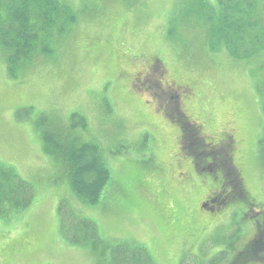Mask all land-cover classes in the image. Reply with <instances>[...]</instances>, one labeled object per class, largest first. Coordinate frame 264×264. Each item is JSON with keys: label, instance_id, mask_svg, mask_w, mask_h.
<instances>
[{"label": "rangeland", "instance_id": "rangeland-1", "mask_svg": "<svg viewBox=\"0 0 264 264\" xmlns=\"http://www.w3.org/2000/svg\"><path fill=\"white\" fill-rule=\"evenodd\" d=\"M60 1L75 19L14 76L0 49V165L34 189L30 207L0 216V264L101 261L61 239V200L111 246L144 248L155 264H264L239 254L264 218V0L256 11L245 1L257 25L220 53L207 45L219 0ZM185 132L200 148L231 146L234 174L185 157ZM43 133L57 137L51 155ZM87 144L110 169L95 206L70 191L63 154Z\"/></svg>", "mask_w": 264, "mask_h": 264}, {"label": "trees", "instance_id": "trees-1", "mask_svg": "<svg viewBox=\"0 0 264 264\" xmlns=\"http://www.w3.org/2000/svg\"><path fill=\"white\" fill-rule=\"evenodd\" d=\"M245 1H249L247 6L256 11L257 0H219L220 14L209 18L211 21L218 20L212 29L215 36L208 40L212 52L225 47L223 41L226 42L233 37L237 39L239 32L248 33L246 30L248 25H257L249 24L244 16ZM66 8L68 7L60 0H0V48L9 53L7 60L11 64V68L8 67L10 74L14 75L15 65H22L37 51L41 39L48 40L56 29L60 35L65 32L68 23L74 19L71 10ZM42 50L47 55L52 53L47 46ZM229 52L233 58L239 59V49L234 48ZM182 123L184 130L186 122ZM53 140L55 137L45 136L46 152H50L47 147ZM182 142L184 153L194 160L195 165L202 162V156L208 155L209 160L200 166L216 163L227 168L230 175L234 174V167H231L229 159L232 154L231 146H225L221 153L216 148L209 149L210 146L206 144L200 148L187 132L183 134ZM216 153L217 156H214ZM63 154L68 167V185L71 192L83 203L95 206L101 199L110 177L109 169L101 160L99 149L87 144L79 149L65 151ZM3 168L6 167L1 164L0 216L27 208L34 194L30 184L17 178L8 168H6L8 170ZM237 191L240 192L238 188ZM59 207L63 239L76 247L89 246L93 254L101 259L97 264H155L146 249L131 248L125 244L113 247L100 236L95 223L71 213L64 203ZM263 247L264 243L261 241L258 250H262ZM241 260L244 263L250 261Z\"/></svg>", "mask_w": 264, "mask_h": 264}, {"label": "flooded vegetation", "instance_id": "flooded-vegetation-1", "mask_svg": "<svg viewBox=\"0 0 264 264\" xmlns=\"http://www.w3.org/2000/svg\"><path fill=\"white\" fill-rule=\"evenodd\" d=\"M216 202V198L212 196L208 200H206V203L203 206H206L207 208H215L214 204ZM262 226L264 227V218L262 219V221L255 223V232L253 234V237L251 238V241L248 243L249 245L239 252L240 257H243L242 259H249L258 255V244L261 241L264 243V232L261 231ZM251 242H253V244ZM260 251L264 252V247Z\"/></svg>", "mask_w": 264, "mask_h": 264}]
</instances>
